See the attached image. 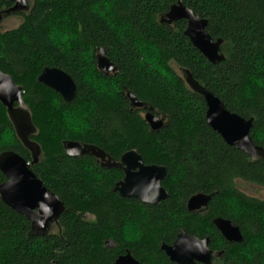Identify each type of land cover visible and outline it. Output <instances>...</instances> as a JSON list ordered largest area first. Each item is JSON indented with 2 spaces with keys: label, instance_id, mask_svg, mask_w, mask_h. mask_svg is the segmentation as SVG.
Listing matches in <instances>:
<instances>
[{
  "label": "trees",
  "instance_id": "16d2710c",
  "mask_svg": "<svg viewBox=\"0 0 264 264\" xmlns=\"http://www.w3.org/2000/svg\"><path fill=\"white\" fill-rule=\"evenodd\" d=\"M179 1L208 21L214 40H223V62L211 64L190 43L186 21L160 23ZM12 7L0 0V14ZM12 15L22 23L0 32V70L24 89L37 128L32 140L42 149L31 170L65 211L57 233L33 237L28 219L0 198V264H115L125 250L141 264H176L161 247L182 230L210 238L211 250L224 252L214 264H264V200L238 186L264 188V159L253 161L227 145L207 123L204 98L174 70H188L227 110L253 119L250 137L264 148V0H33L29 12ZM100 48L116 74L98 69ZM46 67L73 78L71 103L38 83ZM127 92L165 116L164 127L152 131ZM76 120L78 126L69 125ZM68 140L94 145L117 161L136 151L146 165L166 167L168 198L156 206L122 198L114 188L124 173L102 169L91 157H68ZM5 151L33 161L0 103V155ZM5 181L0 172V185ZM196 194L212 196L204 215L187 209ZM216 218L238 224L243 242L228 243Z\"/></svg>",
  "mask_w": 264,
  "mask_h": 264
},
{
  "label": "water",
  "instance_id": "95a60500",
  "mask_svg": "<svg viewBox=\"0 0 264 264\" xmlns=\"http://www.w3.org/2000/svg\"><path fill=\"white\" fill-rule=\"evenodd\" d=\"M15 4L11 9L0 14V24L4 15L11 13L29 12L31 5L28 0H9ZM160 23L173 26L180 21H186L185 36L190 43L211 63L218 64L225 60L221 54L222 39L214 40L207 31L208 21L179 1L162 15ZM97 67L105 75L117 73V66L108 59L104 49L97 54ZM184 82L191 91L204 98L207 111L206 119L213 131L218 133L227 145L245 153L253 161L264 159V148L255 144L250 137L253 119H243L224 107L222 101L215 97L205 87L194 79L188 70H182ZM38 83L58 93L64 102L71 103L77 96V85L73 78L58 68L46 67L37 79ZM23 87L17 85L14 79L0 70V103L7 109L8 117L13 124L16 135L31 153L32 163L16 154L5 151L0 155V172L6 181L0 185L2 202L28 219L31 223L29 236H48L56 226L58 219L65 211V205L55 193L51 192L42 180L31 170V166L40 161L42 149L32 137L36 135L35 127L29 109L23 102ZM132 108L144 109L146 123L152 131H159L165 125V116L154 114V110L140 101L131 92L125 93ZM65 153L70 158L84 156L95 157L105 162L102 167L120 169L124 179L115 184L114 192L124 199H135L145 205L156 206L168 198V193L162 183L167 177L166 167L146 165L143 157L136 151L125 153L120 161L112 160L110 155L100 148L81 144L75 141L63 143ZM108 158V160H106ZM212 196L196 194L189 198V212L202 211L211 202ZM213 224L228 243L243 242L241 229L235 222L216 218ZM210 238L200 239L182 230L176 241L171 245H162V251L171 262L176 264H212L215 254L210 249ZM223 251L216 254L221 258ZM115 264H139L130 254L117 258Z\"/></svg>",
  "mask_w": 264,
  "mask_h": 264
},
{
  "label": "rangeland",
  "instance_id": "374dc122",
  "mask_svg": "<svg viewBox=\"0 0 264 264\" xmlns=\"http://www.w3.org/2000/svg\"><path fill=\"white\" fill-rule=\"evenodd\" d=\"M30 5H32L33 0H28ZM22 23V18L20 16H15V15H9L7 18H4L0 24V32H7V31H12L17 29L20 24ZM174 70L179 74L182 75V72L179 68L174 66ZM79 120L76 121H69V125L75 124L76 126L79 125ZM68 125V126H69ZM239 190L243 193H245L248 196L257 198V199H264V188H259L257 186H253L250 184H239ZM58 230L56 229V226L52 230V233H57ZM132 235V230H127L126 231V238H129Z\"/></svg>",
  "mask_w": 264,
  "mask_h": 264
},
{
  "label": "flooded vegetation",
  "instance_id": "af4514ba",
  "mask_svg": "<svg viewBox=\"0 0 264 264\" xmlns=\"http://www.w3.org/2000/svg\"><path fill=\"white\" fill-rule=\"evenodd\" d=\"M15 4H13V6H14ZM145 112H146V110H145ZM109 155V154H108ZM84 157H90V156H84ZM111 157V156H110ZM82 158V157H81ZM91 158H93V159H95V161L97 162L96 164H98L102 169H108V168H104V167H102V164H105V162H103V161H101V160H98L97 158H95V157H91ZM112 158V157H111ZM79 159V158H78ZM106 160H108V158L106 159ZM112 160H115V159H113L112 158ZM115 161H117V160H115ZM120 161V160H119ZM120 170V169H119ZM122 171V170H121ZM123 172V171H122ZM124 173V172H123ZM124 176V175H123ZM123 179H124V177H123ZM122 179V180H123ZM251 197V196H250ZM251 198H253V197H251ZM255 199V198H254ZM261 200V199H260ZM264 200V199H263ZM188 209V208H187ZM207 210V208H204V209H202V211L200 210V211H196V212H190V213H193V214H200V215H204ZM87 218H91L90 216H88ZM191 235V234H190ZM178 237V236H177ZM197 237V236H196ZM199 238V237H198ZM201 239V238H200ZM205 239V238H204ZM203 240V239H202ZM176 241V240H175ZM174 241V242H175ZM173 242V243H174ZM172 243V244H173ZM109 245H112L113 243H112V241H110L109 243H108ZM211 249V248H210ZM213 251V250H212ZM213 253L215 254V258H214V260H213V263L212 264H214L215 262H216V260L217 259H219V258H216V254L218 253L217 251L215 252V251H213ZM127 254H130V252L128 251V250H125V254L123 253L122 255H120V256H126ZM131 256H132V254H130ZM119 256V257H120ZM118 257V258H119ZM133 257V256H132ZM134 258V257H133ZM135 259V258H134ZM117 260V259H116ZM136 260V259H135ZM137 262H139L138 260H136ZM116 262V261H115ZM139 264H141L140 262H139Z\"/></svg>",
  "mask_w": 264,
  "mask_h": 264
}]
</instances>
